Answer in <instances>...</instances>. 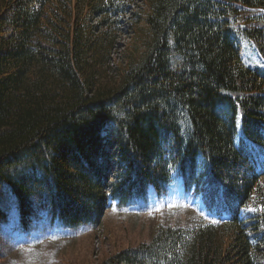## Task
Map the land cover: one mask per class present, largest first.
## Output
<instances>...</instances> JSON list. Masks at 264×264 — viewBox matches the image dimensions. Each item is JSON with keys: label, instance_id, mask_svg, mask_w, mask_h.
<instances>
[{"label": "trees", "instance_id": "1", "mask_svg": "<svg viewBox=\"0 0 264 264\" xmlns=\"http://www.w3.org/2000/svg\"><path fill=\"white\" fill-rule=\"evenodd\" d=\"M139 1L0 0V196L93 230L180 182L213 219L98 264H264V0Z\"/></svg>", "mask_w": 264, "mask_h": 264}, {"label": "rangeland", "instance_id": "2", "mask_svg": "<svg viewBox=\"0 0 264 264\" xmlns=\"http://www.w3.org/2000/svg\"><path fill=\"white\" fill-rule=\"evenodd\" d=\"M133 2L132 8L136 9L140 1ZM124 32L111 55L114 64L119 62V52L128 39ZM113 171L114 164L109 178ZM0 207L7 215L6 221H0V264H64L67 260L73 264H98L106 256L150 240L157 224L189 227L208 220L201 199L185 194L180 182L172 184L165 196L150 194L144 203L127 210L117 211L113 205L108 206L93 230L45 227L26 234L17 227L13 198L1 195Z\"/></svg>", "mask_w": 264, "mask_h": 264}, {"label": "bare ground", "instance_id": "3", "mask_svg": "<svg viewBox=\"0 0 264 264\" xmlns=\"http://www.w3.org/2000/svg\"><path fill=\"white\" fill-rule=\"evenodd\" d=\"M108 201V200H107ZM113 202H114V200H112ZM106 206L108 207V206H112V204L110 203V202H107V204H106ZM106 207V208H107Z\"/></svg>", "mask_w": 264, "mask_h": 264}]
</instances>
